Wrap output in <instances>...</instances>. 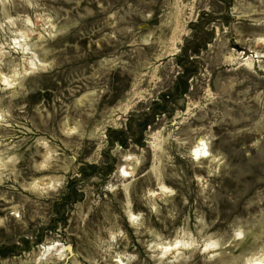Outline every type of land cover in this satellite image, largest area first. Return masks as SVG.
I'll list each match as a JSON object with an SVG mask.
<instances>
[{"label":"rangeland","instance_id":"obj_1","mask_svg":"<svg viewBox=\"0 0 264 264\" xmlns=\"http://www.w3.org/2000/svg\"><path fill=\"white\" fill-rule=\"evenodd\" d=\"M0 264H264V0H0Z\"/></svg>","mask_w":264,"mask_h":264},{"label":"bare ground","instance_id":"obj_2","mask_svg":"<svg viewBox=\"0 0 264 264\" xmlns=\"http://www.w3.org/2000/svg\"><path fill=\"white\" fill-rule=\"evenodd\" d=\"M243 53H244V52H243ZM245 55H246V54H245ZM248 59H249V58H248ZM248 59H247V60H248ZM248 61H249V60H248ZM199 151H200V148H199V147L195 149V152H196L197 154H198ZM204 153H205V151H204ZM204 153H203V154H204ZM50 248H52V247H50Z\"/></svg>","mask_w":264,"mask_h":264},{"label":"water","instance_id":"obj_3","mask_svg":"<svg viewBox=\"0 0 264 264\" xmlns=\"http://www.w3.org/2000/svg\"><path fill=\"white\" fill-rule=\"evenodd\" d=\"M68 248H71V250H72V247L70 245H68Z\"/></svg>","mask_w":264,"mask_h":264}]
</instances>
